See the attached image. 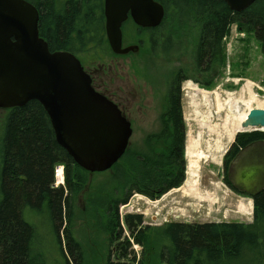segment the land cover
Returning <instances> with one entry per match:
<instances>
[{"label": "trees", "instance_id": "obj_1", "mask_svg": "<svg viewBox=\"0 0 264 264\" xmlns=\"http://www.w3.org/2000/svg\"><path fill=\"white\" fill-rule=\"evenodd\" d=\"M39 11V33L51 52L65 51L82 56L110 57L104 15V0H25ZM166 9L161 26L125 33L123 42L136 39L140 50L170 57L180 50L181 39L171 26L197 28L194 63L199 74H209L227 63L224 39L238 24L242 32H253L264 55V0L243 13L225 3L205 0H156ZM169 26V27H168ZM130 27L125 24L124 29ZM166 27H168L166 29ZM125 44V43H124ZM178 72L169 81L158 119V129L146 135L140 147H129L112 169L95 175L103 178L94 186L86 207L108 236L117 244V261L112 256L99 264H145L136 262L130 239L148 253L154 239L161 243L157 264H264V190L251 196L252 224L172 222L158 229L143 227L144 217L127 214L124 224L130 237L123 238L120 207L135 194L152 201L179 189L186 180L187 126L182 105V83ZM0 152V264H48L34 249L36 228L28 213H48L64 264H92L87 250L75 234L77 220L84 216L78 197L90 173L79 167L57 142L50 118L38 101L7 110ZM263 141L264 133H241L227 154L228 173L240 151ZM65 168V185L55 187V169ZM228 184H232L227 177ZM234 189V187H232ZM245 194V193H242ZM247 195V194H246ZM62 236L65 242H62ZM94 264V263H93Z\"/></svg>", "mask_w": 264, "mask_h": 264}, {"label": "rangeland", "instance_id": "obj_2", "mask_svg": "<svg viewBox=\"0 0 264 264\" xmlns=\"http://www.w3.org/2000/svg\"><path fill=\"white\" fill-rule=\"evenodd\" d=\"M168 29L170 32H175L173 34L182 41L179 45L180 50L175 51L170 57H165L161 53L143 52V50L123 56L111 52L110 57H105L103 60L98 56H82L86 71L96 78L99 90L119 105L130 121L134 132L130 141L132 148L140 147L146 135L158 129V119L169 81L178 72L181 73V77H185L181 91L187 126L186 180L181 188L172 190L155 202L135 194L129 204L121 206L120 216L124 229L121 241L130 237L124 224V216L127 214L143 215V227L151 229H158L172 222L248 225L254 220L252 197L230 187L225 163L227 154L238 135V133L227 134L228 131H232L230 127L233 121L232 114L234 113L236 118L253 109L264 110V55L261 44L253 32H242L238 24H234L224 39L227 52L226 65L214 69L209 74H199L194 63V49L198 37L195 27L179 25ZM126 31L132 34L128 29ZM132 35L137 37L136 34ZM134 37L126 40L124 46L138 45ZM6 115L7 110L0 108V152ZM209 116H211V125L218 126V133L211 136L203 134L202 129V123ZM225 123L229 125L228 131L225 129ZM255 132L264 133L260 130ZM207 142L213 148L211 158L208 161H200L197 176L191 177L189 174L195 169L191 165L196 161L191 155V150L192 153L203 156ZM231 164L232 162L229 166ZM56 171L59 175L57 178ZM102 181V177L90 174L77 203L79 209L84 210V216L77 220L74 230L78 240L86 248L92 264L105 262L111 256L113 261H117L120 256L116 248L117 244L111 246L108 235L103 231L105 229L86 212L94 186ZM192 183L195 186L194 191L189 187ZM62 185H65V168L63 165H58L55 169V187ZM250 201L253 204L252 214H242L240 208L248 207ZM26 218L36 228L37 238L34 246L36 253L45 256L48 264H64L48 213L44 210L28 213ZM129 241L132 250L136 252V262L146 255L145 264H157L161 245L159 241L154 239L148 253L143 252L141 246L134 244V240ZM62 242H65L63 236ZM228 263L225 260L219 261V264Z\"/></svg>", "mask_w": 264, "mask_h": 264}, {"label": "water", "instance_id": "obj_3", "mask_svg": "<svg viewBox=\"0 0 264 264\" xmlns=\"http://www.w3.org/2000/svg\"><path fill=\"white\" fill-rule=\"evenodd\" d=\"M235 12L256 0H224ZM106 34L112 52L138 53L124 46L123 24L131 17L140 28L159 27L164 6L156 0H105ZM38 101L47 112L58 144L90 174L109 171L127 152L130 121L116 103L92 86V79L72 53L51 52L39 33V11L25 0H0V108ZM240 133L264 132V110H251ZM233 187L251 196L264 190V142L244 148L230 166Z\"/></svg>", "mask_w": 264, "mask_h": 264}, {"label": "bare ground", "instance_id": "obj_4", "mask_svg": "<svg viewBox=\"0 0 264 264\" xmlns=\"http://www.w3.org/2000/svg\"><path fill=\"white\" fill-rule=\"evenodd\" d=\"M215 94V93H214ZM196 98V97H195ZM249 99V98H248ZM203 100V99H202ZM206 101V100H205ZM237 105V104H236ZM244 105V104H243ZM245 106V105H244ZM244 112V111H243ZM234 114V113H233ZM232 114V118H233V121H232V123H231V129H232V131L230 130V131H228V129H227V126H229V125H227L226 123H225V129L228 131L227 132V134H232V135H235V134H237V133H239L240 131H242V127H241V125H242V123L246 120V117H247V115H248V113L247 114H244V115H241V116H239V115H237V116H239V117H236L235 118V116ZM201 117V116H200ZM210 120H211V116H209V117H207L205 120H204V122L202 123V129L204 130V132H203V134L205 133V134H209V136H211L212 134H216V133H218V126L217 127H214V126H212L211 125V122H210ZM232 140V139H231ZM213 148L210 146V143L209 142H207V147H206V150L204 151V153H203V156H199V155H197L196 153H192V150H191V155H193L194 156V158H196V161L195 162H193L192 163V165L191 166H194L195 167V169H192V167H191V169H192V173H190L189 175H191V177H195V176H197V170H198V168H199V162L200 161H202V160H205V161H208V160H210V158H211V153L213 152V150H212ZM189 152V151H188ZM217 153V152H216ZM189 155H190V153H189ZM214 155V154H213ZM193 156H192V158H193ZM215 159V158H214ZM195 160V159H194ZM191 161H192V159H191ZM190 165V164H189ZM61 171V170H60ZM61 176V175H60ZM64 179V178H63ZM62 180V179H61ZM189 183H191V182H189ZM189 187L191 188V190L192 191H194V189H193V187H195V186H193V183L190 185L189 184ZM153 202V201H152ZM155 202V201H154ZM240 203V202H239ZM240 212L242 213V214H246V215H251L252 214V212H253V204H252V201H250L249 202V204H248V207H245V206H243V207H241L240 208ZM173 214V213H172Z\"/></svg>", "mask_w": 264, "mask_h": 264}, {"label": "flooded vegetation", "instance_id": "obj_5", "mask_svg": "<svg viewBox=\"0 0 264 264\" xmlns=\"http://www.w3.org/2000/svg\"><path fill=\"white\" fill-rule=\"evenodd\" d=\"M206 2H214V3H225L226 5H227V3L224 1V0H205ZM258 0H256V2H257ZM255 2V3H256ZM254 3V4H255ZM104 4H105V0H104ZM253 4V5H254ZM228 6V5H227ZM229 7V6H228ZM165 9V8H164ZM247 10V9H246ZM246 10H244V11H246ZM244 11H242V12H236V13H243ZM235 12V11H234ZM165 16H166V9H165ZM165 16H164V18H165ZM163 21H164V19H163ZM162 21V22H163ZM126 23H128L129 25H130V27L128 28V30L132 33V34H135L137 31H138V29L140 28V27H138L134 22H133V20L131 19V17H129V19L123 24V27H122V33H123V36H124V34L125 33H127V31L124 29V26H125V24ZM162 24V23H161ZM161 26V25H160ZM105 27H106V19H105ZM197 28L198 27H196L195 26V31H197ZM83 64V63H82ZM84 66V65H83ZM84 69L86 70V68H85V66H84ZM89 75H90V77H91V79H92V86H93V88L97 91V92H99V93H101V94H103L104 96H106L108 99H110L106 94H104L101 90H99V88H98V86L96 85V78L95 77H93L92 75H91V73L90 72H88V71H86ZM182 79H184L185 77H181ZM111 100V99H110ZM111 101H113V100H111ZM114 102V101H113ZM115 103V102H114ZM118 107H119V105H118ZM120 108V107H119ZM121 109V108H120ZM122 110V109H121ZM122 112H123V110H122ZM124 113V112H123ZM243 150V149H242ZM241 150V151H242ZM240 151V152H241ZM239 155V154H238ZM237 155V156H238ZM237 158V157H236ZM235 158V159H236ZM234 159V160H235ZM229 173V172H228ZM229 178V177H228ZM231 187V186H230ZM233 187V186H232ZM231 187V188H232ZM233 189V188H232ZM235 190V189H234ZM235 191H237V190H235ZM240 193V192H239Z\"/></svg>", "mask_w": 264, "mask_h": 264}]
</instances>
